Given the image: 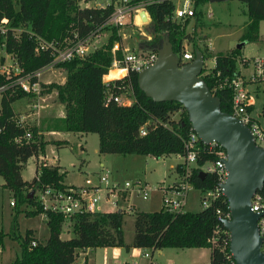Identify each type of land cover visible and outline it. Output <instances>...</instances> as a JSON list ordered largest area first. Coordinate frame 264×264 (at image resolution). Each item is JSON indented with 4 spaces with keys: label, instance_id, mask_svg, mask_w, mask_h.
Masks as SVG:
<instances>
[{
    "label": "trees",
    "instance_id": "1",
    "mask_svg": "<svg viewBox=\"0 0 264 264\" xmlns=\"http://www.w3.org/2000/svg\"><path fill=\"white\" fill-rule=\"evenodd\" d=\"M80 0H0V20L7 21V33L3 41L4 50L9 53L20 68L19 74H29L51 61L49 50L34 52L36 39L61 42L65 37L78 38L91 33L111 13L112 4L80 7ZM89 1V0H83ZM246 7L247 21L239 39L255 40L258 36V22L264 19V0H239ZM131 4L146 2L149 16L150 38L143 40L138 49H155L164 37L171 44L173 54L179 56L184 41L194 54L199 51L203 61L213 57V66L202 67L199 76L208 90L218 98L220 110L231 113V91L225 83L238 74L237 57L239 48L216 55L204 52L194 42L190 44L188 33L172 18V0H129ZM207 0H194L195 14L199 5ZM194 14V16H195ZM189 19V18H187ZM105 41L83 57L56 64L62 68L61 83L51 81L42 84V92L56 91L55 99L63 107V115L40 117L37 125L27 126L31 132L28 141L15 143L13 139L23 133V128L14 122L13 102L26 97L15 87H4L0 91V177L2 187L8 189L14 198V206L24 204L23 213L28 216L43 214L48 236L43 242L35 240L32 231L16 233L15 217L7 234L18 244L19 251L10 264H74L77 251L87 248L120 246L124 249L137 247L149 249L151 253L164 247L209 248L207 264H225L228 254L229 233L216 219L215 208L226 210L227 201H214L197 211L169 213L162 207L155 211H133L131 241L123 240L122 210L76 213L64 217L59 213L43 210L38 195L45 186L56 189L72 187L64 185V171L57 165H43L30 180H23L21 170L30 156L43 155L47 144L64 147L66 140L46 138L44 132L62 131L75 133L93 132L97 135L98 153L141 154L156 157L183 151V139L189 130V122L182 105L176 101H153L137 86L136 73L129 71L125 76L113 79V93L123 88L129 90L130 104L105 102V85L102 76L107 73L112 61L111 47L120 41L116 28L108 27ZM15 34L13 36L12 34ZM2 38H0V42ZM120 57V46L116 51ZM123 70L110 72L107 77H119ZM6 81L0 77V87ZM250 111V107H248ZM176 114V118H172ZM264 118V104L261 108ZM144 127V134L139 129ZM203 149L198 153L189 177V183L197 190L212 187L214 175H199L200 167L206 161L215 159L208 152V146L198 141ZM178 169V166H176ZM259 193L264 196V185ZM131 211V212H132ZM68 222L73 236L62 239L59 234L62 225ZM5 233L0 228V242ZM34 240L36 244L31 246Z\"/></svg>",
    "mask_w": 264,
    "mask_h": 264
},
{
    "label": "built area",
    "instance_id": "2",
    "mask_svg": "<svg viewBox=\"0 0 264 264\" xmlns=\"http://www.w3.org/2000/svg\"><path fill=\"white\" fill-rule=\"evenodd\" d=\"M194 0H181L179 5L174 6L172 11L173 19H187L192 18L195 14L193 5ZM108 3L112 4V10L110 15L99 25H97L91 33L84 35L82 38H78L74 33L73 37H65L61 42L54 40L43 41L36 39L34 46V52L39 50H49L51 54V61L48 65L33 71L29 74H19L20 68L13 59V57L7 53L3 46V41L7 33V21L5 18L0 20V77L6 81L4 86L0 87V91L5 87H15L26 94L28 99L26 111L22 114L14 115V122L18 127L23 128V133L16 136L13 141L15 143H21L28 141L31 138V132L27 126L37 125L40 110L46 105V100L50 97L56 96V91L42 92V84H47L51 81L41 83L40 75L44 71H56L58 74L62 73V68L55 65L73 57H83L88 52L92 51L98 46L93 45L91 49H88V45L95 37L98 38L101 32L108 27L113 26L116 28V33L120 38V41L113 43L110 51L112 55V61L109 69H123V75L125 76L129 71L137 72L143 67L150 65L156 59V51L149 49H138L136 46L143 40H148L150 36L144 34L140 29L142 25H146L149 22V16L145 10L146 2L138 4H131L129 0H110ZM80 7L88 6H104L88 3V1L80 0L78 2ZM143 10L146 19L142 20L140 11ZM208 11L207 15H210ZM129 29L132 36L133 46L136 50H128L127 47L121 46V39L125 36V29ZM138 34V37L136 36ZM15 36V34H12ZM140 35V37H139ZM120 46V57L116 56V51ZM194 57V54L188 47L186 41L182 44L180 55L178 56L179 64L183 65L189 63ZM214 60V58L212 59ZM241 62V60H240ZM253 69L250 75L251 82L261 84L264 81V60L255 57L251 59ZM213 66V65H212ZM119 77V78H120ZM113 79L107 78L102 80L105 85V102L112 100L118 104H130L131 97L129 96V90L123 88L119 93H113ZM116 79V78H115ZM57 82V81H54ZM59 83V82H57ZM231 91V114L236 117L241 123L247 125L253 141L256 145L264 146V125H261L257 120L251 117L248 111L249 95L245 88L246 81L239 75L235 74L228 81L225 82ZM29 121L31 123H29ZM145 130L142 126L139 129L140 134H144ZM198 137L196 133L190 128L187 131L186 136L183 139V151L176 153L178 163L175 165L177 172L176 180L170 185H165L161 182L156 187H151L147 184H142L139 181L128 182L125 181L122 184L109 182L105 174H97L96 184L87 183L88 186H72L64 187L63 189H56L51 186H45L38 195V201L43 210L59 213L64 217H70L76 213H96L100 212L98 202L100 197L98 192L102 190L104 199H109L112 196L113 202L118 198H123L125 194L133 192L135 195L140 196L142 199H146L149 191L152 189L159 190L161 192L162 208L169 213L182 212V207L185 204L186 195L188 189L191 187L189 183V177L192 172V168L195 165V160L198 153L203 149L198 145ZM201 142V141H200ZM203 143V142H201ZM205 144V143H203ZM208 146V152L215 155V159L206 161L200 167V170L205 173H211L214 175V183L211 188L201 190L200 193V206L205 208L214 201L226 200L222 193V184L225 181L226 170L224 168L223 161L226 159L225 150L215 141L206 144ZM39 156V155H38ZM38 167L47 164L45 156H39ZM178 166V169H176ZM264 185V175H263ZM9 205H14V199L9 200ZM131 208H129L130 210ZM249 209L255 213H261L257 218L256 224L259 235L262 237L260 249L264 251V196L259 191H256L250 198ZM216 219L221 222L223 219H229V210L226 206V210H222L219 207L215 208ZM222 223V222H221ZM31 246H34L36 242L32 240ZM151 251L144 249L141 253L142 257L150 259ZM225 264H235L231 253L225 256ZM151 264V262H149Z\"/></svg>",
    "mask_w": 264,
    "mask_h": 264
},
{
    "label": "rangeland",
    "instance_id": "3",
    "mask_svg": "<svg viewBox=\"0 0 264 264\" xmlns=\"http://www.w3.org/2000/svg\"><path fill=\"white\" fill-rule=\"evenodd\" d=\"M89 0L88 2H90ZM174 5H179L181 0H172ZM92 3L95 5L104 4L105 0H94ZM200 12L195 14L189 19H175L179 25L184 27L188 33V39L200 47L204 52L210 55L223 53L232 47L239 48V56L247 59L259 57L264 60V19L258 22V36L255 40H240L239 37L242 33L244 24L247 21L246 7L243 2L239 0H223L214 2H205L199 5ZM210 11V15H207ZM140 29L145 35L150 36V27L142 25ZM109 29L103 30L98 38L92 39L88 45L91 49L93 45H101L108 36ZM125 36L121 39L122 46H127L128 50L137 49L133 46L132 36L129 29H125ZM138 37V34L136 33ZM140 37V35H139ZM188 47H190L188 45ZM213 57L203 61V67L206 69L212 67ZM244 59L241 58V62ZM238 63V61H236ZM236 63V64H237ZM241 67V64L239 62ZM248 66L250 64L248 63ZM243 67V66H242ZM245 70L246 68H241ZM112 72V71H110ZM108 72V73H110ZM64 78V71L58 74L56 71L52 73L44 71L40 75L41 83L46 81L61 82ZM115 79V78H114ZM19 99L16 101L13 108L16 115L22 114L26 111L28 99ZM54 102V103H53ZM52 103V104H51ZM53 96L46 100V105L41 108L40 116L50 117L51 115H58L60 108ZM52 105V106H51ZM57 105V106H56ZM50 107H53L50 109ZM58 107V108H57ZM172 118H176L173 114ZM260 119V118H259ZM29 123H31L29 121ZM48 138H54L55 135H48ZM55 139V138H54ZM67 144L64 147L53 148L54 155L57 156L58 162L63 170H66L63 176V181L67 184L75 186L84 183H96V174L107 173L109 181H118L122 184L125 181L134 182L139 181L142 184H147L151 187L158 186L161 182L164 184L171 183L174 167L171 166L177 161L174 153L162 155L159 157H152L151 155L141 154H121V153H106L103 155L97 152V135L93 132H88L85 135L70 133L66 136ZM52 145V144H51ZM54 146V145H53ZM52 149V148H51ZM51 156V155H49ZM100 165H103L100 168ZM33 159H28L25 169L22 171V176L26 180H30L33 176ZM1 179V178H0ZM102 197V193L98 194ZM14 199L12 193L0 186V228L3 232H7L11 227V220L14 210L18 209L15 216L16 233L21 234L25 228H32L34 236L39 240L44 241L47 235V227L41 220L39 215H25L22 211L23 204L11 207L9 200ZM126 203L130 202L134 206V211H155L159 210L162 206L161 192L159 190H150L146 199L130 192L127 195ZM121 203V205H124ZM26 206V205H25ZM200 206V193L194 187H190L187 191L185 204L182 207L183 211H197ZM21 209V210H20ZM101 211H109L114 208L108 204L99 205ZM132 209H127L123 216V237L126 240L132 237ZM62 232V228H61ZM17 242L5 234L0 242V257L8 258L14 257L18 254ZM142 251V250H141ZM143 252V251H142ZM193 250L183 248L164 247L161 248V253L158 254L156 250L150 254V259L142 257L141 252L137 259L132 261L136 264H192L191 257H193Z\"/></svg>",
    "mask_w": 264,
    "mask_h": 264
},
{
    "label": "water",
    "instance_id": "4",
    "mask_svg": "<svg viewBox=\"0 0 264 264\" xmlns=\"http://www.w3.org/2000/svg\"><path fill=\"white\" fill-rule=\"evenodd\" d=\"M139 14L142 20L146 19L143 10ZM149 50L156 51V59L137 71L138 88L153 101L180 103L199 141L205 144L215 141L225 150L222 193L230 218L221 222L229 233L228 250L235 264H264L262 237L256 224L261 213L249 209L250 198L263 187L264 146L254 143L247 125L220 110L218 98L199 76L203 67L199 51L194 52L189 63L180 65L166 37L158 47ZM198 174L202 176L205 172Z\"/></svg>",
    "mask_w": 264,
    "mask_h": 264
},
{
    "label": "crops",
    "instance_id": "5",
    "mask_svg": "<svg viewBox=\"0 0 264 264\" xmlns=\"http://www.w3.org/2000/svg\"><path fill=\"white\" fill-rule=\"evenodd\" d=\"M93 1L94 0H91L90 2L92 3ZM108 1H110V0H105V3H107ZM92 4H95V3H92ZM104 4H99V5H104ZM121 46H122V44H121ZM122 47H127V46H122ZM241 58L244 59L242 62H240ZM237 61H238V63H237L236 67H237V70H238V74L241 75L246 81L245 88H246V90L248 92V95H249V100H248V104H249L248 107H250L249 113H250L252 118L257 120L261 125H264V118L260 114L261 113V108H262V106L264 104V81L260 85L257 84V83L251 82L250 75H251V72H252V69H253V65L251 63V59L249 60L247 58L238 56L237 57ZM239 62L241 64V67L239 65ZM248 63L250 64V66H248ZM242 66L245 67L246 69L245 70L241 69V68H243ZM119 70H123V69H119ZM108 72L102 76V80H106L107 78H119L120 77V76L119 77H114V76L107 77V75L109 74ZM61 82H59V83H61ZM22 99H24V98H21V100ZM17 101H19V100H17ZM15 102H13L12 107L14 106ZM56 104H58L59 109L63 108L61 104H59V103H56ZM51 108H53V107H50V109ZM13 110H14V108H13ZM60 110L61 111H60V113L58 115H51L50 117L62 116L63 115V109H60ZM41 117H44V116H41ZM70 133L79 134V135H85L86 134V133L62 132V131H47V132H44L43 134H44L45 137L52 134V135L56 136V137H54L55 139L68 141L66 139V136L68 134H70ZM46 138H48V137H46ZM53 148H57V147H55V146H53L51 144H47V146L45 147L44 154L43 155H39V156H45V158L47 159V164L48 165H57L59 167L58 171L59 172H63L64 171V175H65L66 170H63L61 168V165L58 162L57 156L54 155ZM98 154L103 155V154H106V153H103V154L98 153ZM49 155H51V156H49ZM39 156H36V157L35 156H30L28 158V159L32 158L33 161H34L33 176H35L38 173L39 168H40V167H38V161H37L39 159ZM175 156H176V154H175ZM152 157H154V156H152ZM26 163H27V161H26ZM26 163H25L24 168L21 170V177H22L23 180H26L22 176V171L25 169ZM177 163H178V159L171 166V168L174 167L171 183L176 180L177 172L175 170V165ZM102 167H103V165H100V168H102ZM97 174H101V173L98 172ZM103 174H105L106 177H108V174L106 172L103 173ZM107 180H108V178H107ZM109 182L119 183L118 181H109ZM2 183H3V181H2V178H1L0 179V186H2ZM62 183L64 185H72V184L65 183L63 181V178H62ZM96 183H97V181H96ZM96 183H93V181H92L91 184H96ZM171 183L165 184V185H170ZM72 186H75V185H72ZM79 186H88V185L83 182ZM100 193H102V197L99 196L100 200L98 202V206L102 202V204H108V205H110L111 207L114 208L113 210H109V211H114V210L126 211L129 208L134 210V206H133L132 203H130V202L126 203L125 202V201L128 200L127 199V195H129L128 192H127V194H125V196L123 198H118L114 202H113V199H112L113 197L112 196H109L110 198L106 200V199H104V195H103L102 190H100L98 192V194H100ZM124 202H125V204L121 205V203H124ZM11 207H15V206L11 205ZM25 208H26V206L24 205V207L22 208V211ZM142 211H144V210H142ZM17 212H18V209H15L14 210V214H13L14 217L16 216ZM100 212H106V211H101L100 210ZM129 212H131V211H129ZM38 215L40 216L41 220L45 224L44 215L43 214H38ZM26 229H30L32 231V236L35 238V240H37L39 242H43V241L39 240L37 237L34 236V231H33L32 228L29 227V228H25V230ZM7 232H4V233L7 234ZM47 236H48V231H47V235L44 238V240L47 238ZM59 236L62 239H67V238H70V237L73 236V233L71 231V226H70V224L68 222H66L65 224L62 225V232H60ZM131 238H129V240H126L123 237V240H124L125 243H129L131 241ZM180 249H183V248H180ZM187 249L193 250L194 255H193V257H191L192 258L191 259V263L192 264H207L208 263L209 254H210V249L209 248H204V247L194 248V247H192V248H187ZM18 250H19V247H18ZM141 250L144 251V249L137 248V247H130L129 249H124L123 247H120V246H105V247L87 248V249H84V250L77 251V254H76L75 259H74V264H136L135 262H133L134 261L133 259L134 258L135 259L138 258L137 256H139L140 252L142 253ZM156 252L158 254H160L161 253V249L156 250ZM14 257H8V258L0 257V264H10L11 261L14 259Z\"/></svg>",
    "mask_w": 264,
    "mask_h": 264
},
{
    "label": "bare ground",
    "instance_id": "6",
    "mask_svg": "<svg viewBox=\"0 0 264 264\" xmlns=\"http://www.w3.org/2000/svg\"><path fill=\"white\" fill-rule=\"evenodd\" d=\"M116 70H119V68H118V69H111L110 71H116ZM110 71H109V72H110Z\"/></svg>",
    "mask_w": 264,
    "mask_h": 264
}]
</instances>
